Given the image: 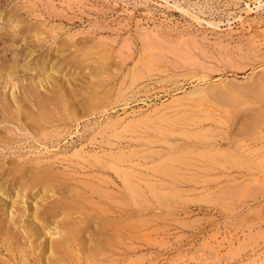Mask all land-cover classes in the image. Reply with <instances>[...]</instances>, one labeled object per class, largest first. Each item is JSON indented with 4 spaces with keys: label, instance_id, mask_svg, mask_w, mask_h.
<instances>
[{
    "label": "rangeland",
    "instance_id": "obj_1",
    "mask_svg": "<svg viewBox=\"0 0 264 264\" xmlns=\"http://www.w3.org/2000/svg\"><path fill=\"white\" fill-rule=\"evenodd\" d=\"M263 103L264 0H0V264H264Z\"/></svg>",
    "mask_w": 264,
    "mask_h": 264
},
{
    "label": "bare ground",
    "instance_id": "obj_2",
    "mask_svg": "<svg viewBox=\"0 0 264 264\" xmlns=\"http://www.w3.org/2000/svg\"><path fill=\"white\" fill-rule=\"evenodd\" d=\"M38 40V39H37ZM68 60V59H67ZM46 61V60H45ZM52 62V61H51ZM13 66V65H12ZM16 67V66H15ZM50 67V66H49ZM37 68V67H36ZM15 71V70H14ZM35 71V70H34ZM98 72V71H97ZM103 72V71H102ZM16 73V72H15ZM18 73V72H17ZM16 73V74H17ZM15 74V75H16ZM96 74V73H95ZM35 80V79H34ZM38 80V79H37ZM42 80V79H41ZM40 80V81H41ZM31 81V80H30ZM43 82V81H42ZM47 85V84H46ZM32 86V85H31ZM42 86V85H41ZM16 87V86H15ZM15 87H13V88H15ZM43 88V87H42ZM92 88V87H91ZM45 89V88H44ZM17 90V89H16ZM37 90V89H36ZM40 90V89H39ZM43 90V89H42ZM62 90H63V88H62ZM34 91V90H33ZM26 92V91H25ZM12 93V92H11ZM28 93V92H27ZM39 93V92H38ZM50 93V92H49ZM37 94V93H36ZM58 95V94H57ZM65 96V95H64ZM34 97V96H33ZM32 97V98H33ZM40 97V96H39ZM44 97V96H43ZM62 97H63V95H62ZM35 98V97H34ZM70 98V97H69ZM96 98V97H95ZM41 99V98H40ZM43 99H45V98H43ZM58 99H62V98H58ZM24 100H26V97H25V99ZM45 100H47V99H45ZM57 99H55V101H56ZM34 101V103H35V101L36 100H33ZM21 102H22V99H21ZM26 102V101H25ZM31 102V101H30ZM236 102H238V101H236ZM239 102H240V100H239ZM238 102V103H239ZM64 103V102H63ZM261 103V102H260ZM26 104V103H25ZM36 104H38V103H36ZM43 104H45V103H43ZM240 104V103H239ZM264 104V103H263ZM21 105V104H20ZM19 105V106H20ZM35 105V104H34ZM41 105V104H40ZM51 105L53 106L54 105V103H51ZM46 106V105H45ZM34 107V106H33ZM40 107V106H39ZM58 107V106H57ZM87 107V106H86ZM240 107V106H239ZM40 108H43V107H40ZM54 108H56V106L54 107ZM61 108V107H60ZM26 109V108H25ZM34 109H36V106H35V108ZM37 109H38V107H37ZM51 109V108H50ZM50 109H46V108H44V110H49L50 111ZM62 109V108H61ZM60 109V110H61ZM246 109V108H245ZM33 110V109H32ZM59 110V109H58ZM57 110V111H58ZM20 112H21V110H19ZM19 111H18V113H19ZM43 111V110H42ZM56 111V110H55ZM238 111V110H237ZM26 112H28L29 113V111H26ZM31 112V111H30ZM37 112V111H36ZM52 112V111H51ZM50 112V113H51ZM54 112V111H53ZM68 112H70V111H68ZM7 113V112H6ZM10 113V112H9ZM32 113H35V110L32 112ZM41 113V112H40ZM45 113V112H44ZM67 113V112H66ZM36 114V113H35ZM37 114H38V112H37ZM36 114V115H37ZM42 114V113H41ZM46 114V113H45ZM13 115V114H12ZM22 115V114H21ZM20 115V116H21ZM35 115V116H36ZM52 115V113L50 114V116ZM261 115H262V113H261ZM260 115V116H261ZM9 117H11V114L10 115H8ZM19 116V115H18ZM23 116H25V115H22V117ZM27 116V115H26ZM42 116H45V115H43L42 114ZM54 116V115H53ZM30 117V116H29ZM263 117V116H262ZM12 118V117H11ZM17 118H19V117H17ZM34 118V117H33ZM47 119H48V117H46ZM50 118V117H49ZM53 118V117H52ZM254 118V117H253ZM13 119H15V118H13ZM21 119V118H20ZM20 119H18V120H20ZM27 119V118H26ZM40 119V118H39ZM22 120V119H21ZM24 120V119H23ZM31 120H32V118H31ZM31 120H29V121H31ZM257 120V119H256ZM258 120H259V118H258ZM257 120V121H258ZM264 120V119H263ZM253 121H255V120H253ZM8 122V121H7ZM13 122V121H12ZM40 123V122H39ZM42 123V122H41ZM250 123V122H249ZM252 123V122H251ZM254 123V126H256L257 124V122L255 121V122H253ZM253 123L251 124V125H253ZM261 123V122H260ZM41 125H43V124H41ZM247 125H249V124H247ZM37 126V124L35 125V127ZM21 127V126H20ZM248 127V126H247ZM28 128V127H27ZM30 128V127H29ZM37 128V127H36ZM251 128V127H250ZM249 128V129H250ZM255 128H257V127H255ZM255 128L253 129V127H252V129L253 130H255ZM42 129V128H41ZM251 129V130H252ZM31 132H33V131H31ZM41 132V131H40ZM255 132V131H254ZM37 133V132H36ZM253 133V132H252ZM2 141V140H1ZM29 156V155H28ZM41 161V160H40ZM53 161V160H52ZM34 163V162H33ZM32 164V163H31ZM30 164V165H31ZM15 165V164H14ZM36 165V164H35ZM38 165V164H37ZM5 166V165H4ZM41 166V165H40ZM18 167V166H17ZM30 168V167H29ZM18 169H20V168H18ZM10 170V169H9ZM14 170V169H13ZM27 170V169H26ZM44 170V169H43ZM16 171V170H15ZM24 171V170H23ZM37 171H38V169H37ZM0 172H1V170H0ZM14 172V171H13ZM28 172H30L29 170H28ZM32 172H33V170H32ZM31 172V173H32ZM49 172V171H48ZM17 173V172H16ZM35 173V172H34ZM45 173V172H44ZM21 174V173H20ZM33 174V173H32ZM38 174V173H37ZM36 174V175H37ZM71 174V173H70ZM8 174H6V176H7ZM35 175V174H34ZM45 175V174H44ZM22 176V175H21ZM48 177V176H47ZM7 178V177H6ZM37 178V177H36ZM59 178V177H58ZM23 179V178H22ZM26 179V178H25ZM48 180V179H47ZM7 181V180H6ZM11 182V184H12V179L10 180ZM27 181V180H26ZM31 181V180H30ZM54 181V180H53ZM126 181V180H125ZM127 181H128V179H127ZM24 182V181H23ZM15 183V182H14ZM29 183H31V182H29ZM45 183V182H44ZM47 183H48V181H47ZM55 183H56V180H55ZM79 183V182H78ZM128 183V182H127ZM40 184H42L41 182H35V183H33V185H31V186H28V187H25L24 188V190H25V192H26V190L27 191H31L32 192V189H34V188H31V187H36L37 185H40ZM126 184V183H125ZM127 185V184H126ZM6 186V185H5ZM27 186V185H26ZM48 186V185H47ZM45 184H43V187H44V191H46V190H48V191H51L52 190V188H50V187H47ZM58 186V185H57ZM13 187V186H12ZM17 187H18V185H17ZM11 188V187H10ZM37 188H38V186H37ZM8 189V188H7ZM22 189V188H21ZM24 190H23V192H24ZM37 190V189H36ZM134 190V189H133ZM135 190H137L136 188H135ZM73 191V190H72ZM12 192V191H11ZM30 192V193H31ZM53 192H55V191H53ZM53 192L51 193V194H53ZM135 192V191H134ZM18 193V192H17ZM43 193V192H42ZM56 193V192H55ZM70 193V192H69ZM27 194H29V193H27ZM26 194V195H27ZM34 194V193H33ZM37 194V193H36ZM80 194V193H79ZM53 195H55V194H53ZM65 195H67V194H65ZM68 195H70V194H68ZM74 195V194H73ZM23 196V195H22ZM31 196H33L32 195V193H31ZM51 196V195H50ZM57 196V195H56ZM64 196V195H63ZM72 196V195H71ZM90 196V195H89ZM92 196V195H91ZM1 197V196H0ZM48 197H49V194H48ZM59 197V196H58ZM75 197H77V195L75 196ZM25 198V197H24ZM43 198H45V197H43ZM53 198V197H52ZM56 198V197H55ZM60 198V197H59ZM63 198H65V197H63ZM71 197H69V199H70ZM21 199H22V197H21ZM20 199V200H21ZM36 199H37V197H36ZM66 199H67V197H66ZM66 199H62V197H61V199L59 200V201H54L52 204H51V206L50 207H47V208H45L44 210H43V212H42V214L40 215V216H42V218L44 219V220H48V221H54L55 220V218L57 217V215H59V214H63L64 215V217H65V219H64V222L62 223V224H59L58 225V227H60L59 229L61 230L60 231V235H61V233H62V235H61V240H58L57 238H56V240L55 241H57L58 240V243H56V244H51L50 245V250L54 253V252H60L61 251V249H62V246H63V243L64 244H69V243H71V242H73V240H74V238L76 237V236H78L79 235V233H80V230H78L80 227H79V225L81 224V222H80V220H78V218H77V220H75V219H70V217H71V215L72 214H76V216L78 215L79 216V219H82V220H84V218L82 217V216H85V215H83V214H81L80 213V211L78 212V208L76 207V205H75V203L73 204L70 200H66ZM74 199H76V198H74ZM24 200V199H23ZM43 200V199H42ZM46 200H47V198H46ZM50 200V199H49ZM51 201H53V200H51ZM50 201V202H51ZM24 202V201H23ZM40 202V201H39ZM46 202V201H45ZM49 202V201H48ZM47 202V203H48ZM49 202V203H50ZM8 203V202H7ZM13 204V203H12ZM23 204V203H22ZM25 204V203H24ZM24 207H22V208H25L24 210L26 211L27 210V208H26V206L25 205H23ZM90 206V205H89ZM8 207V206H7ZM5 208V207H4ZM21 208V209H22ZM33 209V208H32ZM42 209V208H41ZM6 210V209H5ZM34 210V209H33ZM39 210V209H38ZM37 210V211H38ZM9 211H10V209H9ZM7 212V211H6ZM13 212V211H12ZM23 212V211H22ZM5 213V212H4ZM27 213V212H26ZM8 214H9V212H8ZM19 214V213H18ZM17 215V214H16ZM25 215V214H24ZM21 217V216H20ZM22 217H24V216H22ZM32 217V216H31ZM33 217H34V215H33ZM10 218V217H9ZM26 218V217H25ZM24 219V218H23ZM9 220V219H8ZM22 220V219H21ZM20 220V221H21ZM34 221V220H33ZM56 221V220H55ZM29 222H30V220H29ZM61 221H59L58 223H60ZM22 223V222H21ZM41 223V222H40ZM55 223V222H54ZM53 223V224H54ZM83 224H84V222H82ZM86 223V222H85ZM90 223V222H89ZM85 226V225H84ZM83 226V227H84ZM97 226V225H96ZM81 227H82V224H81ZM91 227V226H90ZM98 227V226H97ZM87 228H89V227H87ZM20 229V228H19ZM85 229V228H84ZM90 229V228H89ZM96 229V228H95ZM99 229V228H98ZM56 230H58V229H56ZM87 230V229H86ZM83 232V231H82ZM16 233V232H15ZM57 234V233H56ZM81 234H83V233H81ZM80 234V235H81ZM58 235V234H57ZM57 235H55V236H57ZM59 236V235H58ZM57 236V237H58ZM19 237V236H18ZM27 237V236H26ZM81 237V236H80ZM24 238V237H23ZM53 238V237H52ZM79 238V237H78ZM28 239V238H27ZM81 239H82V237H81ZM80 239V240H81ZM42 240V239H41ZM21 244V243H20ZM28 246V245H27ZM29 247V246H28ZM34 249V248H33ZM78 252H80V251H78ZM32 254V253H31ZM35 255V254H34ZM69 255V254H68ZM33 257H35V256H33ZM50 258H51V256H50ZM52 259V258H51ZM54 259V258H53ZM40 261V260H39ZM58 262V261H57ZM45 264H47V263H45Z\"/></svg>",
    "mask_w": 264,
    "mask_h": 264
}]
</instances>
